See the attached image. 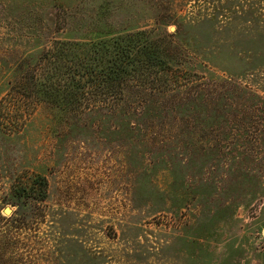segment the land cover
Here are the masks:
<instances>
[{
  "label": "rangeland",
  "instance_id": "obj_1",
  "mask_svg": "<svg viewBox=\"0 0 264 264\" xmlns=\"http://www.w3.org/2000/svg\"><path fill=\"white\" fill-rule=\"evenodd\" d=\"M124 35L160 71L23 89ZM0 264H264V0H0Z\"/></svg>",
  "mask_w": 264,
  "mask_h": 264
},
{
  "label": "trees",
  "instance_id": "obj_2",
  "mask_svg": "<svg viewBox=\"0 0 264 264\" xmlns=\"http://www.w3.org/2000/svg\"><path fill=\"white\" fill-rule=\"evenodd\" d=\"M125 37L61 43L58 51L49 50L46 55L50 61L43 68L46 78L32 73L33 84L23 89L32 91L37 100L45 98L62 107L73 103L70 100L74 97H84L97 88L101 93L113 94L128 76L141 78L142 68L148 71L162 66L152 63L151 54L141 48V43Z\"/></svg>",
  "mask_w": 264,
  "mask_h": 264
}]
</instances>
